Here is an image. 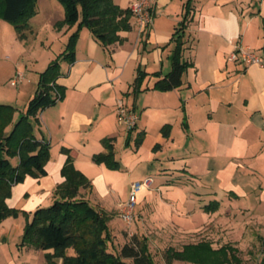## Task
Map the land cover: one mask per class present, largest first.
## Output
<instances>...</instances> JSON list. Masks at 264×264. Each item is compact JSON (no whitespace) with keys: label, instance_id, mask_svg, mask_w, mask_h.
Here are the masks:
<instances>
[{"label":"crops","instance_id":"obj_1","mask_svg":"<svg viewBox=\"0 0 264 264\" xmlns=\"http://www.w3.org/2000/svg\"><path fill=\"white\" fill-rule=\"evenodd\" d=\"M133 1L113 0L121 8ZM185 1L153 0L151 24L140 30L132 16L130 29L119 31L120 41L107 47L81 29L74 62L60 64L56 82L65 88L62 99L35 115V136L49 142L53 162L51 167L46 163V175L21 182L30 186L24 210L52 202L63 180L60 149L67 148L74 167L91 182L90 189H79V197L106 213L109 229L114 228L119 218L116 175L93 162L92 155L104 150L103 138H113L114 145L123 127L116 119L121 99L137 121L130 131L123 127L133 154L123 166L119 162L118 170L125 168L130 184L150 177L149 169L158 170L153 190L158 195L143 187L133 212L134 226L147 244L146 230L158 240L166 230L175 242L199 237L207 227L236 235L238 242L249 236L248 230L264 237V67L228 59L240 49L264 57V0H192L182 51L189 66L179 87L158 91L152 88L157 79L152 73L170 70V38ZM74 29L64 26L61 36L67 38ZM138 69L147 75L135 92ZM138 135L142 140L133 148ZM171 176L177 185L169 182Z\"/></svg>","mask_w":264,"mask_h":264},{"label":"trees","instance_id":"obj_2","mask_svg":"<svg viewBox=\"0 0 264 264\" xmlns=\"http://www.w3.org/2000/svg\"><path fill=\"white\" fill-rule=\"evenodd\" d=\"M35 1L0 0V17L13 25L19 38L24 36L23 30L28 28L30 17L36 13ZM58 1L63 7V18L55 26H76L68 36L64 50L38 73L37 90L15 122H12L14 107L0 104V220L17 214L18 210L8 207L5 201L13 185L23 182L26 176L38 178L47 174L45 164L49 158V142L35 136L31 118L39 110L62 99L65 88L56 82L61 75L60 64L63 61L68 64L74 62L80 30L87 28L101 46L107 47L120 41L119 31H127L131 27L129 7L121 8L113 0ZM191 10L192 0H186L181 20L170 38L173 43L170 70L163 75L152 73L157 78L152 85L155 90L168 91L181 85L182 73L189 66L182 59V51ZM146 75L145 71L137 70L132 91H139ZM11 122L10 130L5 131ZM167 128V125L163 126L161 132L166 134ZM141 140L142 136L138 135L135 147ZM101 143L104 150L93 154L92 161L111 170L120 169V163L115 158L113 138H103ZM60 150L65 154L60 168L63 180L54 189L53 200L48 206L37 207L29 213L23 211L27 218L30 215V219L23 228L21 244L46 251L45 264H155L145 236L139 238L134 235L118 253L109 250L112 241L109 216L79 197V189H90L91 182L74 167L69 150ZM10 158H15L16 164H12ZM259 240L262 256L258 264H264V238ZM68 248L73 250L72 255L67 254ZM124 258L131 259V262L124 261ZM173 260L191 264L240 263L234 248L229 245L213 248L206 240L185 244L180 250L168 248L165 261L171 264Z\"/></svg>","mask_w":264,"mask_h":264},{"label":"rangeland","instance_id":"obj_3","mask_svg":"<svg viewBox=\"0 0 264 264\" xmlns=\"http://www.w3.org/2000/svg\"><path fill=\"white\" fill-rule=\"evenodd\" d=\"M35 11L36 13L29 19L28 28L23 30L24 36L22 38L18 37L11 23L0 17V104H7L14 107L12 122L16 121L20 113L25 110L28 100L35 94L37 90L38 73L43 71L48 63L57 58L64 50L68 39V36L65 39L61 36L63 32L61 29L64 26H55V24L63 18V7L58 0H36ZM17 74H20L22 79L14 84L12 81ZM12 122L5 127V131L10 130ZM31 122L33 124L34 133L38 134L39 128L36 118L32 117ZM123 129L122 127L120 128V132H117V139L114 143L115 156L121 164L127 163L133 154V150L128 148L130 142L127 144V136H124L126 134L124 132L126 131ZM131 145L134 148V143ZM50 155L51 149H49V158L47 160V162L49 161V166L53 162V160L50 162ZM10 162L16 164V159L10 158ZM124 169L108 171L110 172L109 174L116 175L114 183L116 199L119 202L118 210L119 204L126 201L129 194V187L131 186V181L125 176L126 171ZM156 171L158 172V170L153 168L148 170V175L152 177H147L151 179L148 186L151 188V191H153L154 187L157 185ZM26 178L28 180V178L31 177L26 176ZM142 180L143 179L137 181L141 182ZM178 181L179 180L175 179L173 176H171V180H169V182L174 185H177ZM180 182V184H182V180H180ZM28 184L29 183H18L13 185L10 196L5 200L8 207H13L18 211L16 215H7L0 220V264L46 263V251L21 244L23 228L30 219V215L27 218L25 214H23V211L27 213L30 211L22 208L23 204L28 200V188H30ZM141 189L136 192L137 196ZM153 194L158 195V192L153 191ZM84 195L85 192L82 193L81 196ZM113 196L114 194L111 193L108 199H113ZM146 201L149 203L148 198H146ZM50 203L51 202H44L39 207H46ZM145 205L142 207L146 208ZM136 208H141V205H136ZM119 213L120 210L118 211V217ZM113 227L114 231H116V235L112 234L113 229L109 230L112 235L109 250L114 253H118L125 243H130L134 235L139 238L143 236L142 231L139 232L134 226V214L133 221L130 225L125 224L119 217ZM215 231V229L207 227L199 237L198 235L193 237L189 236L188 238H181L178 242L170 240V234L166 230L165 234H161L160 238L162 239L160 240L156 239V236L150 235L147 230L146 233L150 238L148 247L155 264H168L165 261V251L168 247L181 248L184 243H196L199 240L208 241L213 248H218L223 245L231 246L234 248V252L240 260L239 264L259 263L262 256L261 243L259 240L261 236H256V232L248 230L247 234L249 236H246L244 240L238 242L233 240L236 238V235H221L219 232L216 233ZM66 252L68 255L74 253L71 248H68ZM123 260L131 262V259L128 258H124ZM171 264L191 263L173 260Z\"/></svg>","mask_w":264,"mask_h":264},{"label":"built area","instance_id":"obj_4","mask_svg":"<svg viewBox=\"0 0 264 264\" xmlns=\"http://www.w3.org/2000/svg\"><path fill=\"white\" fill-rule=\"evenodd\" d=\"M129 9L132 16L136 19L140 30L148 27L152 22L153 0H135ZM230 61H241L246 64H257L264 67V57H261L253 51L247 49H240L229 54ZM22 79L20 74H17L12 81L14 84ZM116 119L117 123L122 125L127 131L135 128L137 121V114L125 107L121 99L116 102ZM150 178H145L141 182H134L130 186L129 194L125 202L119 204V217L127 225L133 221V212L136 204V192L142 187H147L150 184Z\"/></svg>","mask_w":264,"mask_h":264}]
</instances>
